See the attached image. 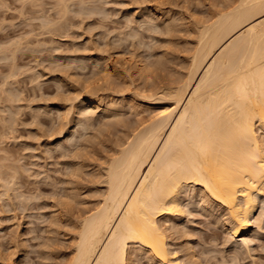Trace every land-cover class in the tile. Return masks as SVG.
I'll use <instances>...</instances> for the list:
<instances>
[{
	"label": "bare ground",
	"instance_id": "bare-ground-1",
	"mask_svg": "<svg viewBox=\"0 0 264 264\" xmlns=\"http://www.w3.org/2000/svg\"><path fill=\"white\" fill-rule=\"evenodd\" d=\"M58 2L57 3L59 7L60 8L62 7L63 11H66L68 9L67 6L69 5L68 3H70V1L58 0ZM81 2L79 3L80 6L83 4ZM228 6H225V7H228ZM225 7L223 8V10L225 9ZM231 7L232 9L229 8L230 10L228 9L227 12L224 10L225 13H223L224 12L223 10H221L223 11L222 13L220 11H217L215 13L216 15L213 14L214 15L213 20L210 17V16L213 17V15H210L209 17H210L211 22H208L207 20L203 19L206 22L203 23V21H200L197 24L198 22L197 21L195 24V28H193L194 30L189 29L188 35L194 41L193 42L189 41V43H186V45L191 44V46L188 45L189 49L190 48L191 49L187 50L190 52L187 53L189 55L184 61V64L182 63V60L180 62L182 63L180 65V68L181 66L183 67L181 69L182 73H178L179 74L178 77H175L177 75V74L175 75V72L174 73L172 72V74H169L171 71H173V69L171 68L174 66V65H170L169 67L171 68H169V70L167 69L168 71L171 70L168 73L169 77L166 75L167 73L165 74L166 76L162 75L164 76L162 78L158 77L159 76L158 73L162 72V70L161 71L159 70L158 73H153V74H157L158 75L157 77L160 78L161 80L164 79L165 81V78H168L167 80L169 83L166 80L168 84L162 85V86L161 85L155 86V88H151L149 92H148L149 85L146 86L147 88L145 87V85L141 88L142 90H140V92L136 95L141 98L140 101L144 99V101L145 100L149 102L153 101V103L151 102L150 104H154L155 102H157L155 104H158L157 107L154 106L156 108V110L154 111L156 112L153 114L151 113L152 114L151 117H149L148 115L149 117L148 119H144V117L141 118L142 115L139 116L140 118H138V113H136L138 111H135V113L133 112V114L137 116L135 117L136 122L133 124H131V122L130 123L128 122L129 123V126H128L127 125L128 123L124 122L125 121L124 119H123L124 121H122V118H124V115L120 114L123 108V105L125 104L126 106L123 109L124 111L125 109L128 111L126 101L124 102L123 101L124 99H123L122 101L125 104L122 103L123 105H120L121 100L119 99L121 97L118 99L120 101V104L118 101H117L118 104H116V103H113L112 101L106 100V97L109 95L108 94L109 92L113 93L114 91L115 93V90H112L113 87L111 88L112 91H110L109 89L107 96H105L106 92L102 91L103 89L108 90V88H105V87H108L107 84L109 83V79L110 78L112 79V76H115V75H112L113 73L112 74L110 73V70L107 67H105L109 64H106V65L105 63L102 64L103 61L106 62L107 60L106 58H109L108 56H106L105 58L106 60L103 59L101 63L102 66H104L102 68V71L99 70L101 67L96 70L94 69V66H93L92 67L93 69H91V66H92L91 64H93L91 62L93 61L92 58H91V61L89 58L88 61L90 62H88L87 60L84 61V59H83L84 62H81L80 57L77 60L75 59L76 57L72 58V62L76 60L79 63L80 62L83 63V64L80 63L82 67H86L85 64L90 63L88 64V66L90 65L89 66L90 69L92 71L93 70L96 71L95 72L96 75L94 76L88 73L89 71H91V70L86 69L88 68V66L85 69L86 71L88 70L87 73L89 75L86 73H83L84 71L79 69L81 68V66L79 65L78 62H74L75 64L73 63V65L76 66L77 68H78V65L80 66L78 70L76 67L70 65V63L68 64V62L70 61L66 63L72 67L71 68L68 66L69 72H70V69H72L70 76L74 74L73 75L74 77L76 74L75 71H79L78 74L79 75L81 74L82 76L86 75L84 76L85 78L87 77L89 79V77L92 76L89 79L90 81L95 76L97 77L99 71L101 72V75H100L102 76L101 79H103V77H105V74H107L108 73L107 71L109 70V73L106 76L108 78L109 75L111 74L110 75L111 77H109L108 79L105 77L106 79L104 78L105 80L103 79L100 81V83L98 82L99 84H97V82L94 84H91V83L86 82L87 81L86 79H83V81L85 80L84 83H87V84L84 85L83 81L82 82L79 81L80 85L81 84L82 85L81 86L76 85L77 83H79L77 82L75 84V80L77 81V79H74L73 81L72 78L70 79V77H68L65 74L68 77L66 81L63 78H62L63 80L58 79V80H61L64 83V85L66 83L67 87L65 86L66 87L65 88V87H61L59 85L60 82L55 79L57 77H54L57 83L58 82L59 83L56 84L55 82L56 87H54L53 86L54 84H53L52 85L53 87H51L52 90L53 88H55L58 91L59 89L64 90L63 88H65L67 89V94L69 93L71 96L70 95L68 97L63 96L64 98L61 99L59 97L60 94L58 95V97H56L58 92L53 90L52 96L56 94L53 98H60L61 102L59 101V99L55 100L53 98H50V100L52 99V101H49V102L55 103L54 106L56 109H53V110H57L59 114H62L63 111L66 112V114H64L65 116L63 114L61 115V119L62 118L65 119L66 115L68 116L72 114L71 115V117L73 116L72 120L68 121V124L72 125L71 127L72 129L74 127L78 129L77 126H79L80 131L82 130L84 132L83 133L81 131L80 134L77 132V134H79V136L77 135L78 137H80L82 134H84V136L88 135L85 132L89 131L90 127L92 126L91 123L93 124L92 121H97L98 119L101 118V117L98 119L96 118L97 120L96 119L94 120L93 117H91V115L92 114L95 115V113L102 114L105 116L106 119L112 120V121L110 120L112 123L110 122L107 123V120L106 121L103 120L105 122H97V123H102L101 124L102 127L100 124L99 126L97 125V123L95 125L93 124V127L96 125L98 127H101V129L104 127L103 128L104 130L103 129L101 130L100 128L96 127L95 130H98L96 132L103 133L105 131V133L103 134L106 135V132L108 133L112 128L114 130H111V132L115 131V134H113V132L112 134L114 135V137L116 136L115 141L111 139V141H114L111 145L109 146L106 145L107 146L106 151L104 148L105 146L102 148L104 150V153H103V150L100 151V153L102 152L104 155H102V159L98 161V163H100L98 167L97 168L95 167L97 169V173H95L96 171L95 169H94L95 171L93 172L96 174V176H93L94 180L92 179L94 183L96 182L95 187H93L94 185L93 183H92L93 185L92 184L89 185V186L92 185L93 189L95 188L96 195H94L95 193L93 192L94 194L92 193L91 200L83 203L86 200V198L87 197L89 198L90 196H87L86 198H82L84 199V201L82 202V200L80 199V196H78V193H77L78 197L76 196L77 197L76 200L79 198L78 203L81 200L80 201L81 204L83 203L85 206L83 204L81 205L80 203L78 204L76 201L78 206L81 205V208L77 206L78 207V209L76 208L77 212L74 213L75 216L73 217V221L70 222V224L69 222L68 223L64 222V225L69 224V227H70L69 229L70 232H67V235L64 234L66 237L69 234L70 241H71L67 264H139L140 262L141 263L143 262V261H140L141 257L143 256H145V258L148 260L147 262L152 261L151 263L155 262L156 264H201L200 263L201 261L200 262L196 261L197 257H194L196 254L194 253L193 255L191 251H188V250H186L187 254H185L184 256L182 255L183 258L178 257L177 250L171 248L172 243L168 242V236H169L168 234L170 233L173 227V226L172 227L170 226L173 224V223L171 224L170 222H172L173 221L172 219L175 217L177 220V215L184 216L185 213L188 214L190 212V208L193 205L197 204V201L195 202L197 198L200 199L199 200L200 202L199 201L198 202L201 203L200 208L199 206L196 205L199 209H202L205 211H208V210L213 211L212 209L215 207V208H218V210L222 212L220 218H218L217 221H214L215 219H213V221L214 223L216 222V224L218 223L220 227L223 229V231L226 233V235L232 239L233 247L235 248L239 247V249H242V250L245 249L246 251H248L249 246L252 244V240L254 241L258 237H260L261 235L260 230L262 228H260L259 226L257 227L255 225L257 224V221H258L255 218V212L259 204L264 202V0H237L235 6L234 7L231 6ZM82 8L84 9L85 6H83ZM82 8H80V11H82L81 10ZM105 10L101 9V7L98 8L97 10L98 14H99V11H101L100 15L98 16L99 18H101L100 20L102 21H104L103 19H106V17L108 18V15H107L108 11H106L107 13L102 12ZM217 13H219V15ZM65 14H64V17L66 16ZM151 15L154 18H151L152 16L149 17V15L147 16L148 18H145L144 17L145 15L142 16L145 18V19L143 18L145 23L152 22L153 26L151 24L150 25L148 24L149 28H151L150 26L154 27L153 30L155 29V31L157 33L159 32V34L165 33V35H170V34L172 35V33H174L175 28H176L175 20H168V19L163 20L161 16L157 15L154 12H152ZM215 16L217 17L215 18ZM62 17H61V20H62ZM142 20L141 22H143ZM48 21L47 20L45 21L47 23V24L45 23L46 25L44 24V21L43 22L41 21L46 26V30H48V32L51 31V29L49 30L48 29L49 27L47 26L52 24V27H54V25H56L55 27H57L60 22V21L59 22L56 21L55 23L54 22L50 23L51 21L50 22ZM43 24L41 28L45 30V27L43 26ZM54 28H52V32H55L56 29H58L56 28L54 31ZM149 28L147 30H150ZM137 31H134L131 34V38L133 39H130L129 38L130 36L124 35L125 40L127 39L128 41V39H130L133 41L135 38V41L136 40L140 41L138 39L139 31L138 32ZM150 32H152V29L150 30ZM156 32L151 34L153 35V38ZM190 34H193V35H190ZM124 38H122V40ZM120 39L119 40L117 39L116 41H114V43H116L117 41L118 42L120 41L119 43H121ZM119 43L114 44V45H121ZM140 43L142 44L143 41L141 40ZM140 43H137V44L139 45ZM188 46L186 47L188 48ZM13 47H15V45H13ZM86 47H88V45ZM148 47L150 46H147L146 50H148ZM140 48H141V45H140ZM144 48L146 47L144 46ZM96 51L98 50L96 49ZM1 52L3 53L0 54V56H2L5 53L3 50H1L0 53ZM88 52L89 54L92 55V52L90 51ZM185 53H186V50H185ZM97 54L99 55L102 54L104 57L105 52L103 54V51L102 53L99 51V53L96 52L95 55ZM13 55L14 54L12 52L11 57ZM143 56H140L141 59ZM2 57L4 58L5 56L3 55ZM103 57H101V59ZM68 59H71V58H68ZM101 59H99L100 62H101ZM141 59L140 61L137 60L139 63L136 61V63L138 64H135L137 65L136 67L134 66L135 68H137L138 72L136 74L139 73L138 75L139 78H142L140 77V75H145V73L147 74L148 72H149V75L148 74L147 75L150 76L152 73L151 70L157 65H158L157 67H159V64L163 66L164 69L167 68L170 62L169 61L170 59L163 61L164 59L163 57L161 58L162 59L161 61L160 58H158V60H160L161 62H158L157 60L156 62L154 61V63L151 62L153 63L152 69H151L150 68L151 63H149L150 61H148V64L150 65L149 67L146 65L144 60H141ZM97 62L98 63L95 62L94 64L99 65L100 62L99 61ZM106 63H108V60ZM156 68L154 69L156 70ZM159 68H162V67H159ZM73 69H75L74 73H73ZM103 70L106 71L105 74H103L104 72ZM147 70L149 71L147 72ZM92 71H91V74L93 73ZM134 72H136V69ZM13 73L15 72H12V75ZM63 74L61 76L59 74L58 75L62 77ZM12 75L10 73L8 76H6V79L7 77L12 76ZM79 75L77 76L78 78H80ZM147 75L145 76L148 79L149 77H147ZM170 75H173L175 78L174 77L170 78L171 77ZM82 76L80 80L84 78ZM152 77H153L152 79L153 81L154 79H156L155 81L158 80V78H156V75ZM4 80H5V77H4ZM161 80H158V81H161ZM9 81H12V80L9 79ZM102 81L103 83H101ZM5 82L3 81L4 85H6ZM100 84L101 85L104 84V86L105 85L106 86L102 88ZM57 85H59L58 88H57ZM61 85L64 86L63 84ZM144 87L147 90V93H144L145 91L143 89ZM5 90L7 91L8 88ZM52 90H50V92ZM6 91H2V92L4 93ZM101 91L105 93V95H102V93H100ZM137 91H134V94ZM54 92H57V93L54 94ZM10 94H14V93L10 92ZM10 94H8L9 95L8 98L10 99V102L11 103L16 102V101H13V99L17 100L16 94L11 95L12 98ZM103 96H105V98ZM114 97H115V94H114ZM109 99H111V97ZM116 99L117 98H115V100ZM134 100H136V98H134ZM8 101L6 102L8 103ZM136 101L138 102V100ZM13 103L11 105H13ZM131 103H133V101L130 102V106H131ZM11 105L9 104L8 107ZM130 106L129 108H131ZM141 106L142 105H139V107ZM11 107L8 108L9 111L12 109ZM136 107L139 108L138 106H135V108ZM48 108L49 107L47 106L45 109L46 113H48L47 112L48 110L50 111V109ZM130 110L131 109H129L128 112L134 111L133 108H132V111ZM41 111L38 108V111L34 112V115H37L38 117L39 116L38 114ZM12 112L14 113L13 110L11 111V114H13ZM35 113H38V114H35ZM11 114L9 112V115H10L9 117L6 114L8 117V120H4V121L10 122L12 120L11 116H13ZM59 114L57 116L53 114L51 118L55 119L56 117V119H58V122H59ZM14 115L16 114L14 113ZM40 115L46 116V115H43V113ZM50 116L51 114L49 115V117ZM120 118L121 120H119ZM35 119H34V123L36 122ZM38 119L39 117L37 118V122H36L38 126L35 125V127H38V128L34 127V130L39 129L40 127L39 129L41 131L40 133H43L42 131L44 130L41 129V125L44 124L43 123L44 121L43 119H40L43 122L42 121L39 122ZM61 119L60 121H63ZM51 121H49V123ZM100 121H102V119H100ZM113 123L115 127L112 125ZM120 123H123V124L126 123L125 124L126 126L124 125V127H122L123 124H120ZM9 124L11 123H8V125ZM66 124L63 125L62 127L65 130H66L65 128ZM118 124H120L121 126ZM75 128L71 131L72 133L75 132ZM115 128L116 129L118 128L119 130L116 131ZM47 130L50 131V129H47ZM91 130L92 128L90 129V131ZM34 132L37 133L36 131ZM50 132L45 133L44 131V133L47 134V138L48 136L50 137ZM62 132L63 131L61 130L60 133ZM72 133H70L68 136L69 140H72V136H71ZM75 133H74V136L76 135ZM97 133L96 135L92 136L93 137L92 140H89L90 135H88L89 139H85L87 138V136L83 139L84 136L82 135V137H80V140L82 142L79 139H78L79 141L78 140L76 141V138L74 140L76 141V143H79V144L81 143V146H82L83 144L85 145L89 143L90 141H95L96 139L95 140L93 139L95 136L98 135ZM102 133L100 134V136L99 135L98 136L103 137L104 135ZM45 134H43V136ZM109 135H111V133H109ZM113 135L111 136L113 137ZM111 136H109L108 138L110 139ZM39 137L43 138L41 135L40 136H38V134L34 135V140L36 138L38 141L41 140ZM37 140L35 141L36 143H37ZM83 140L86 142H83ZM60 142L58 143L59 145L57 146L61 145ZM62 142L66 144V141L63 140ZM69 142L71 143L72 141H69ZM64 143L62 145H64ZM96 143H99V140ZM50 144L51 143H49V145ZM79 144H77L76 146H78ZM36 145H39V144H36ZM66 145H65V153L67 151L68 152L70 151V149L67 150L68 149L67 146L69 144L67 146ZM57 146H55L56 150H59L60 148V151H62L61 149H63L64 146L62 148L61 147L58 148ZM81 146H79L80 148L78 147V149L82 148L83 149L82 152L86 151L85 152L86 154L88 150H85V149L87 148L81 147ZM32 147L33 146H31V148ZM35 147H39V146H35ZM46 151L48 152V149ZM90 151L91 150H89V152ZM85 154H83V156ZM91 155L89 157H91ZM67 156H70V155L67 154ZM98 156H101V155H98ZM27 157L28 156L25 157L22 155L21 157L18 156V158L17 157L16 158L19 162L21 161V158H23L24 160H27V159L29 160V158ZM9 159L10 158L8 157L3 161V163L6 164V167H3L5 166V164L3 163L0 164L1 170H3V171L0 170L1 171L0 174L4 172L2 174L5 176L4 177L0 175L1 177L0 181L2 179L4 180V181L2 180V182L4 183L1 182V185H0L1 187L3 186V189L0 190L2 192L0 200L2 201L5 198V200L7 199V202H8L10 200H14L16 197H17L16 199H18L19 197H21L19 196V194H21L22 199L20 198L19 199L20 201H17L15 199L12 204H14L15 202L16 203L18 202L17 204L19 205V202H21V200L23 201L25 200L22 203H25L27 201L31 202L30 200L31 198H28V197H33L34 196L33 194H32L33 196H31V194H29L28 196L27 195L28 191H27V194H25L26 196L25 195L23 196L24 194L23 192L18 194V192H20L22 188L25 189L24 187L22 188L17 187L18 183L16 181L18 180L20 182L21 180L20 177L22 175L20 177L19 176L16 177V176L17 174H19L21 170L19 169L20 171L16 173L18 170V169L15 170L16 163L14 161L15 166L13 167L15 169L12 168V166L8 164H11L9 162H13V161L12 159L10 160ZM6 160H9V161H6ZM78 160L76 159L75 161H78ZM21 162L23 163L19 162L20 167L22 164L27 163L26 161H21ZM91 163H94V161H92ZM55 164H58V163H55ZM2 167L5 168L6 170L3 169ZM22 167L25 168V169L23 168L22 169L24 173H26L27 166L23 165ZM80 168L82 169V166L79 168L77 166L74 168V170L73 168H71L72 169L70 170L71 174L74 171L73 174L77 178L79 171L80 172L83 171V170H80ZM7 169H9V172H7L8 171ZM10 169H11V172H10ZM23 171H22V174H23ZM40 171L41 170H39V172ZM43 171H45V169H43ZM43 171H41V173L45 175ZM2 177H4L5 179ZM46 177L48 178V179L46 178L47 180H50L49 179L50 177H48L47 175ZM42 179L41 181H43ZM46 179H44V181ZM90 180L91 179H89V181ZM13 181L15 182V184L17 183L16 186ZM70 182H72V180ZM44 183H46V181ZM68 187L70 186L68 185ZM13 188L14 189L20 188V189L18 191L17 189L14 190ZM71 188L69 189L66 187V189H69V190H71ZM90 188L91 187H89L88 189L86 187L85 189H88L90 191ZM26 190L28 189H25V192ZM69 190H67L68 193L66 191L65 193H63L64 191L62 188L61 191H62V197L64 196V201L59 200L58 202L60 203V205L65 204L66 209L69 206L68 204H70V207L68 208L70 210V208H72L73 206L71 205L72 202L75 201V196H74V192H72L74 190L70 192ZM196 190L199 195L195 199L196 194H197ZM16 191L17 193L14 194ZM32 191L33 190L31 191L29 190V193L30 192L33 193ZM10 192L12 193V195H15V196L12 197V195L9 194ZM59 193L60 192H58V194ZM17 194L18 196H16ZM10 196L12 197V199ZM9 197H10V200H9ZM34 198L36 197H33L32 201H34ZM2 202L6 204V201L3 200ZM28 202L25 205L29 204ZM32 203L33 202H31V204ZM8 204L9 203H7L6 206H8ZM10 205L11 204H9V206ZM21 205L23 206L24 204H20V207ZM60 205H59V208H60ZM65 205L61 206L62 207L61 210L63 209ZM10 207L12 208V206ZM15 207L19 208L17 206ZM20 209L23 212L24 209L22 207ZM72 209H74V206ZM69 210H67V213ZM190 213H192V211ZM71 216L72 214L70 215V217ZM67 217L68 219H70L69 216ZM214 217L210 218L209 216L210 219ZM50 221L54 222L56 221V219L55 220L52 219ZM64 221H67V219H64ZM56 222L52 224L56 225ZM61 222L60 224L63 226V222L62 223ZM57 223L59 224V221ZM55 225L54 227H57V225L56 226ZM59 225H58V228H59ZM66 226H63V227H66ZM186 228L184 227V229ZM50 229L53 230L52 228ZM67 229L64 228L63 233H65ZM180 229L182 230L183 234L186 232V230H189L188 228L184 230L183 227H181V224H180ZM181 230L180 232L176 231V233H181ZM173 233L176 235L174 230H173ZM186 234L187 233H185V235ZM171 237L172 236H170V238ZM177 238L179 237L177 236ZM66 239L67 238H65V240ZM54 240L59 241L60 239L54 238ZM54 240L52 242H54ZM55 242L56 244L57 243L59 244V242L61 241L59 242L55 241ZM63 242H66V241H63ZM69 243L70 242L65 243V244L68 245ZM61 244L62 246H59V248L64 247V250H67L66 247L63 245V243ZM183 248H185V246ZM188 248L189 247H187V249ZM181 250H184V249H181ZM56 251L57 253H59L61 250L58 249ZM57 253L56 255H53L55 254V251L52 253L50 252V255L52 254L55 257L56 256L59 257ZM51 256L49 258L50 262L54 260L53 262L55 263L56 262L55 257L54 259L52 258L51 260ZM58 257L57 259H59ZM22 258L24 260L25 257H22ZM62 258L63 257H61V260L59 259L55 264L60 263L59 261H61L60 264H62L64 261L67 260L66 258H65L66 260L64 259L62 260ZM205 258L206 257H204V259ZM206 259H205V263H207ZM44 261L45 260H43V262ZM144 261L146 260L144 259ZM210 261L208 262L209 264H210ZM53 262L49 264H52Z\"/></svg>",
	"mask_w": 264,
	"mask_h": 264
},
{
	"label": "rangeland",
	"instance_id": "rangeland-1",
	"mask_svg": "<svg viewBox=\"0 0 264 264\" xmlns=\"http://www.w3.org/2000/svg\"><path fill=\"white\" fill-rule=\"evenodd\" d=\"M64 1H70V3L67 2L69 4L68 6L65 5L68 7V9L66 7L67 12L63 11L62 7L61 8L59 7L58 0L57 1L56 0H0V51L3 50L5 52L3 54L5 56L4 58L2 57L3 55L0 56V58L2 57L0 59V114H2V115H0V139H1L0 140V164H2L3 161L8 157L10 159H12L13 162H9L12 165L11 164H8V165H10V166H12V168H14L13 166H15L14 164L16 163V166H15L16 169L14 168L15 170L18 169L16 173H18V171L21 170L19 172V174H17L16 177H18V176L20 177L22 175L20 177L21 180L19 179L20 182L17 180V178H16L17 181L14 180L18 183L17 187H20V188L24 187L25 189H28L25 192V189L22 188L23 191L21 189L20 192H18V194L23 192L24 193L23 196H24L25 194H27V191H28V194H27L28 196H29V194H31V196L34 195L33 197H36V198H34V201H32L33 197L27 196L28 198H31L30 200H31V202H33L32 203L33 205L31 204L30 201L29 202L27 201L29 203L27 205H25L27 202L22 203L25 200L24 201L21 200V202H19V205L17 204L18 202L17 203L15 202L14 204H12L17 197L15 199L13 198L14 200H10L11 196L9 197L10 201H8V202H7V199L5 200V198L3 197L4 198L3 200L6 201V204H4L2 202L3 200L2 201L0 200L1 201L0 202V206H1L0 207V264H22V263L23 264H41V263L42 264H49V263L54 261V260H52V258L54 259V257H55L53 255H56V253H57L56 250H58V249L61 251L60 252L58 251L59 253H57V255H59V257L58 256L55 257L56 262L59 259L61 260V257H63L62 260L67 259L63 263L67 264L71 241H70L69 234H68L69 237L68 236L66 237L65 235H67V232H70L69 224H70V222L73 221V217L75 216L74 213L77 212L76 208L77 209H78V207L81 208V205L83 203L91 200L92 193L93 192L95 193V191H96L95 188L93 189V187H95L96 182L94 183L92 181V179L94 180L93 176H96V174H95V173H97L96 168L100 164V163H98V161H100L102 159V155H104L103 154L104 150L102 148L105 146L104 148L106 151V147H107L106 145L109 146L116 140V136L114 137V135H113V134H115V131H112L113 134L111 132V130H114L112 128L108 133L106 132V135L103 134V133H105V131L103 133L101 132L104 136L99 137L101 133H97L96 131H98V130H95V129H96V127L99 126V124L101 125L102 123H97V122H105L107 120V123L108 122L112 123L111 122L112 120L106 119L105 116L102 114L95 113V115H97V116L92 114L91 117H93L94 120L96 118L98 119L101 117L100 119H102V121H100V119H98L99 121L97 119H96L97 121H92L94 125L97 123L98 126L96 125L93 127V124L91 123L92 126L90 127V129L92 128V130L90 131V129H89V131H88L89 133L87 131L85 132L86 134L90 135V139L88 138L89 137L88 135H85V136H84V134H82V135L84 136L83 139L87 136V138H85V139L92 140V138H93L92 136L96 135V133H97L99 136L98 135L95 136L93 140H95V139L97 141L99 140L100 144L96 143L97 142L96 140L90 141L89 143H87L85 145L82 143L84 146L83 145L81 146V143L80 144L76 143V141L78 139L80 140V137H82V135L80 137H78L82 130L80 131L79 126H77L78 129L74 127L76 133L73 131L76 135L74 136V133L71 132L74 128L73 129L71 128L72 125L68 124V121L72 120V117H73V116L71 117L72 114H70L68 116L66 115L65 119H63V118L61 119V115L66 114V112L63 111L65 113L62 112V114H59L57 110H53V109H56L54 106L55 103L49 102V101H52V99L50 100V98H53L56 95L55 93H57V92L58 93H57L56 97H58V95L60 94L59 97L61 99L64 97H68L70 95L69 93L67 94V89H65L67 87L66 83L64 85V83L61 80L64 79L66 81L68 79V77H70V79L72 78L73 81H74V79H77V81L75 80V84L79 81L82 82L83 79H86L87 80L86 82L91 83V84H94L96 82H97V84H99L101 80H103L105 77L107 78L106 75L109 73V70H110V73L111 74L113 73L112 75H115V76H112V79L110 78L111 81L109 79L108 84L111 83L110 85H108L106 83L108 87H105L106 85L104 86V84L103 85L100 84L102 86V88H104V87L108 88V90L107 89L102 90V91L106 92V95L102 91L100 93H102V95H105V96H107L109 94L108 96H110L111 99H109L110 97L107 96L106 100L112 101L113 103H116V104H118V102L120 104L119 100H121L120 105H123L122 103H124L126 101L128 111H129V109H131L130 111H132V108H133L134 111H132V112H128L126 109L124 111L123 108H125V106H126V104L124 103L125 105H123V108H122L121 113H120V114L124 115V118H122L123 116L121 115L122 121L125 120L124 122H126V123L131 122V124L135 123L136 122L135 117H137L135 114H133V112L135 113V111H138V112H136V113H138V118H140L139 116L142 115L141 118L144 117V119H148L149 117H151V115L153 113L156 112L154 110H156L155 107H157L158 104H155L157 102H155L154 104H150L151 102L153 103V101H151V102L146 101V100L144 101V99H142L143 102L140 101L141 98L136 96V95L140 92V90H142L141 88L144 85H145V87L149 85V87H148V92H149V90L151 88H155V86H160V85L162 86V85L168 84L169 83L167 80L168 78H165V81H164V79L161 80L160 78H162L166 75L169 77V74H172V72L173 73L175 72V75L177 74L175 77H178L179 76L178 73H182L181 69L183 66H181V68H180V65L182 63L184 64V61L186 60V58L189 55L187 53L190 52L187 50L189 49V46H191V44H188L189 45L188 46V45H186V43H189V41L190 42L194 41L188 35L189 29L194 30L193 28H195V24L197 21H198L197 24L200 21H203V23H204V22H206L205 20H207L208 22H211L210 17L213 20L214 19L213 14H215L217 11H220L222 13L225 10L227 12L228 9L229 8L232 9L231 6L234 7L236 2H237V0H72V1L71 0H64ZM74 1L76 2V4ZM80 2L84 4V5L83 4L82 5L85 6L86 9L85 8L84 9L86 11L82 8L83 7L82 5H81L82 7L80 6V4H79ZM102 2H103V4H102ZM104 6H105V8H104ZM225 6H228V7H225ZM100 7L103 10L106 9L105 11H102V12L105 13L106 11H108V14H107L108 18L106 17V19H103L104 21L100 20L101 18H99V16H98V15H100L101 11H99V14L97 13L98 8H100ZM224 7H225V9L223 10ZM80 8H82L81 9L82 11H80ZM221 10H223V11H221ZM225 11L223 13H225ZM65 12H66V14H65ZM152 12L161 16V18L163 20H165V19L166 20L167 19L168 20H175L176 28H175L174 33H172V35L171 34L165 35V33L159 34V32L157 33L155 31V29L153 30L154 27H152L153 25H152L151 20H150L151 23H149V22L145 23L144 19L148 18L147 17L148 15H149V17L152 16L151 15ZM60 13L63 15V17ZM145 13H147V14H145ZM219 13H217V14L219 15ZM34 14H36V15H34ZM59 14L61 15L63 21L61 20V17ZM64 14L66 15L65 17H64ZM101 14H103V13H101ZM142 14H144L145 16ZM210 15H213V17ZM142 16H144L145 18ZM216 17L217 16H215V18ZM42 18H44V19H42ZM151 18H154V17L152 16ZM45 19L47 21L49 20L48 22L51 21L50 23H53V22L55 23L56 21H58V22L60 21V22H59V25L57 27H55L56 25H54L55 28L52 27V24L47 26V27H49L48 28L49 30L51 29V31L48 32V30H46V26H45L47 24L45 22L46 21ZM58 19H60V20H58ZM203 19H205V20H203ZM29 20H30V22H29ZM141 20L143 22H141ZM41 21L42 22L44 21V24L45 23L46 24L44 25ZM64 21H65V23H64ZM58 22H57V24H58ZM42 24L45 27V30L41 28ZM148 24L152 25V26H150L151 28H149ZM64 27H66V28H64ZM52 28H54V31L56 28H58V29H56L55 32H52ZM131 28H133V29H131ZM148 28L150 30L152 29V32H150V30H147ZM40 29H41V31H40ZM136 29L139 31L138 39L140 40V41L136 40L137 43H140L141 40L143 41V43L142 44L140 43L139 45L136 43L135 38L133 41L130 40V39H133V38H131V34L134 31H137ZM154 31L156 32V34H154V38H153V35H151V34L155 33ZM44 32H46V33H44ZM124 35L130 36L129 37L130 39H128V41H127V39L125 40ZM190 35H193V34H190ZM122 38H124V39L122 40ZM117 39L118 40L120 39L121 43H119L120 41L119 42L117 41L116 43H114V41H116ZM122 41H123V43H122ZM124 41H126V42H124ZM113 43L114 44L119 43L121 45H114ZM13 45H15V47H13ZM19 45H21V46H19ZM87 45L91 49L86 47ZM104 45H106V46H104ZM140 45H141V48H140ZM116 46H118V47H116ZM144 46L146 48H144ZM147 46H150V47H148V50H146ZM186 46H188V48ZM185 48H187V49H185ZM96 49L98 51H96ZM99 49H101L103 51V54L105 52L104 57L102 54L95 55L96 52L99 53V51L102 53V51ZM105 49H106V51H105ZM142 49H143V51H142ZM144 49H145V51H144ZM15 50H16V52H15ZM185 50H186V53H185ZM88 51L92 52V55L89 54ZM12 52L14 55L11 57ZM143 52H144V54H143ZM2 53L3 52H1L0 54H2ZM106 56H108L109 58H106ZM136 56L139 57L140 59H141L140 56H143L141 60H144L146 65L149 67L151 65V67H150L151 69H152V65H153L154 61L156 62V60H157L158 62H161L162 61L161 58H163V57H164L163 61L170 59L169 60L170 62H169V65L167 66V68H165V69L159 63H158L159 67H162V68L157 67L158 66L157 65L154 68L157 67L159 69H157V68H156V70L154 68L152 70L149 69L152 71V73L150 72L151 73L150 76H148L149 70H147L148 75L146 73H145V75H147V77H149L148 79L146 78L145 75H140V77H142V78H139V76H138L139 73L136 74L138 71H137V68H135L137 66L135 64H138L139 63L138 61H140V59L137 58ZM79 57L81 58V60H80L81 62H84L86 60L88 61L89 58L91 61V58H92L93 61L96 60L95 61L96 63H98L97 61L100 62L99 59H101V57H103L101 59V62L99 63V65H101V66H99L98 64L95 65L94 64L95 62L91 61L93 63V64H91L92 65L91 69H93L92 68L93 66H94V69H96V70L101 67L99 70L102 71V68L104 67V66H102V64L105 63V65L109 64V65L105 66L109 69L107 71L108 73L105 74L106 71L103 70L104 71L103 74H105V77H103V79H101V77H102V76H100L101 72L98 70L100 72V74L98 72L97 77L95 76L90 81L89 79L92 76L96 75L95 74L96 71L95 70L92 71L89 67L90 65L88 66V64H90V63H87V62H86L87 64H85V66L86 67L88 66V68L82 67L80 65L81 62L79 63L78 61H76L77 59H79ZM68 58H71V59H68ZM72 58H75L76 60L72 62ZM105 58L108 60V63H106L107 60ZM158 58H160L161 61L158 60ZM83 59H84V61H83ZM103 59L106 60V62L103 61ZM181 60H182V63H180ZM68 61H70V62H68ZM90 61H88V62H90ZM102 61H103V63H102ZM136 61L138 63H136ZM148 61H150L149 63H151V62H153V63H151L149 65ZM67 62H68V64L70 63V65H72V66H74L73 65L74 62H78L79 65L81 66V68H79L80 66L78 64H76V65H78L79 69L84 71V72L83 71H81V72L86 73V74L90 73V75H92V76H90L88 79L87 77L86 78L84 77L86 75H83V76L81 74L79 75L78 74L79 71H75V69L77 68L76 66H74L76 68L73 69V73L75 71V73L77 75L75 74L74 77H73L74 74L70 76L72 69H70V72L68 71V69H69L68 66L69 67H71V66L66 64ZM81 64H83V63H81ZM155 65H156V63H155ZM170 65H174V66L171 68V67H169ZM12 66H14V67H12ZM95 66H96V68H95ZM78 68H77V70H78ZM85 68L88 70H91L93 73L91 74V71H89L87 73L88 70L86 71ZM169 68L173 69V71H171V70H170L171 72L168 71ZM135 69H136V72H134ZM159 70L160 71L162 70V72H160L161 74L158 73ZM11 71L15 72V73H13V75H12ZM10 73L13 77L9 76L6 79V76H8ZM57 73L60 76L63 73L64 74L62 77H60ZM153 73H158L159 76L157 74H153ZM78 75L80 76V78L77 77ZM110 75H109V77H111ZM155 75H156V78L160 77V78H158V80H161V81H158V80L155 81L156 79H154V81H153L152 76H155ZM162 75H164V76H162ZM81 76L84 77V78H82V80H80ZM170 76H171L170 78L174 77L173 75H170ZM4 77H5V80H4ZM11 77H12V79H11ZM54 77H57L55 79L60 82V83L59 82L58 83L61 87H65V86L66 87L63 88L64 90L59 89L60 91L59 90L57 91V89L53 88V90L57 91V92H54L55 95L52 96L53 90L51 87H53V86L56 87V84H58L57 81L54 79ZM9 79L12 81H9ZM58 79H61V80H58ZM166 80L168 83L166 82ZM3 81L4 82L6 81L5 82L6 85H4ZM55 82H56V84H55ZM80 82L77 83L76 85H80ZM84 82H85V80L83 81V83ZM101 83H103V81ZM61 84H63L64 86H62ZM85 84H87V83H84V85ZM59 85H57V88ZM61 87H59V88H61ZM112 87H113L112 90H115V93L113 91V93L115 94V97H114V94L112 92L108 93L109 89H110V91H112L111 90ZM145 87L143 88L145 90L144 93H147V90L145 89ZM7 88H8V90L6 91L5 89H7ZM121 88H122V90H121ZM50 90H52V91L50 92ZM61 90L64 92H62ZM2 91H6V92L3 93ZM134 91H137V92H135V94H134ZM10 92L14 93V94H10ZM8 94H10V96L16 94V96H17L16 97L17 100L13 99V101H16L14 103L12 102L13 105H11L12 103L10 102V99L8 98V96H9ZM110 94L113 96H111ZM105 96H103V97L105 98ZM11 98H12V96H11ZM60 98H53V99H55V100L59 99V101L61 102ZM115 98H117V99L115 100ZM134 98H136V100H138V102L136 100H134ZM131 100L133 101V103H131V106H130V102H132ZM6 101H8V103L10 102L9 104L12 107L11 106L8 107L9 104ZM53 102H54V100H53ZM137 104L142 105V106L139 107V105H137ZM47 106L49 107L48 109H50V111L47 109L48 113H46V111H45ZM129 106L131 108H129ZM132 106H134V107H132ZM135 106H138L139 108H137V107L135 108ZM10 107L12 109L9 111L8 108H10ZM38 108L40 111L41 110L42 111L40 113L38 112L39 114L38 113H35V114L39 115L38 116L39 122L42 121L40 119H43V121H44V122L42 121L44 123L42 125L38 122L41 125V129L44 130L45 133H47V132L49 133L50 131H52V132H50V137L48 136V138H47V134H45L44 131H42L43 133H40L41 132L39 130L40 127H39V129L34 130L35 125L38 126V124H36L38 117H37V115H34V112H37ZM12 110L14 111V113L16 115H14L13 112H12L13 114H11ZM9 112L11 115H13V116H11L13 121L11 120L10 122L9 121L6 122L4 120H8V117L10 116ZM42 113H43V115H46V116L40 115ZM57 113L59 114V122L55 116H54L55 119L51 118L53 116V114L56 115ZM130 113H132V114H130ZM6 114L8 115V117ZM47 114H49V115L51 114V116L49 117V115H47ZM98 115H99V117H98ZM148 115H149V117H148ZM40 116H41V118H40ZM121 118L119 120H121ZM34 119L36 120L35 123H34ZM60 119L63 121H60ZM9 120H10V118H9ZM103 120H105V121H103ZM49 121H51V122L49 123ZM66 122L68 125L66 124ZM8 123H11V124L8 125ZM45 123H47V124H45ZM114 123L112 124L113 126H114ZM126 123H124V124L120 123V124H123L122 127H124V125ZM129 123L127 124L128 126H129ZM65 124H66V126H65L66 130L64 128H62L63 125H65ZM120 124H118V125H120ZM115 125H117V124H115ZM103 126H105V125H103ZM101 127H102V125H101ZM101 127H98V128L101 129ZM35 128H38V127H35ZM118 128L117 129L115 128V130L116 131L119 130ZM47 129H50V131H48ZM32 130H33V132H32ZM61 130L63 131L62 133H60ZM34 131H36L37 133H35ZM77 132L79 134H77ZM39 133L43 138L39 137L41 140L38 141L37 140L38 137L36 136L37 138L34 140V135L38 134V136H40ZM70 133H72V135H71L72 140L68 139V136ZM91 133H92V135H91ZM109 133H111V135H113V137L111 135H109ZM43 134H45L46 136L45 135L43 136ZM108 135L111 136L110 139L108 138L109 137ZM56 136H58V137H56ZM51 137H53V138H51ZM75 138H76V141L74 140ZM111 139L114 141H111ZM36 140H37V143L35 142ZM61 140L66 141V144L67 145L69 144V145L67 146ZM27 141H29V142H27ZM69 141H72V142L70 143ZM38 142H40V143H38ZM59 142L61 145L57 146V145H59L58 144ZM83 142H86V141L83 140ZM49 143H51V144L49 145ZM63 143H64V145H62ZM90 143H92L94 145H92ZM36 144H39V145H36ZM77 144H79V145L76 146ZM65 145L68 147V149L66 147L67 150L70 149L69 152L68 151L66 152L70 156H67V154L65 153ZM86 145H88V146H86ZM31 146H33L34 149H33V147L31 148ZM35 146H39V147H35ZM55 146H57L58 148L59 147L62 148L64 146L63 147L64 150L61 149L62 151H60V148H59V150H56ZM79 146L87 148V149L84 148L85 150H88L87 153L85 154L86 151L85 152L83 151L84 152L83 153L82 148L78 149ZM89 146H91V147H89ZM35 148H36V150H35ZM47 149H48V152H50V153H48L46 151ZM50 149H52V150H50ZM53 150H54V152H53ZM89 150H91V151L89 152ZM101 150H103V153L102 152L100 153ZM79 151H81V152H79ZM63 152H64V154H63ZM76 152L77 153L79 152V153L77 154ZM82 153L85 155L83 156ZM80 154H81V156H80ZM20 155L21 156L23 155L25 157L28 156L27 158H29V160L27 159L28 162H27V160L23 159L24 157L21 158V161L27 162L26 164H22L21 167L19 166V164L23 163V162L19 161L20 162L19 163L17 160L18 156L21 157ZM33 155H35V156H33ZM78 155H79V157H78ZM90 155H91L93 160L91 159V157H89ZM98 155H101V156H98ZM65 156H67V157H65ZM14 158H16V159H14ZM96 158H98V159H96ZM76 159L77 160L79 159L80 162H79V160L75 161ZM9 160H6V161H9ZM19 160H20V158H19ZM14 161H15V163H14ZM92 161H94V163H91ZM64 162H65V164H64ZM55 163H58V164H55ZM3 164H5V163H3ZM23 165L28 167V168L26 167V173H24V171H23V169H25L24 167H22ZM77 166H78V168L82 166V169L80 168V170H83V171L82 172L79 171V174L80 173L81 174L80 175L78 174L77 175L78 177L76 178L75 175L73 174L74 171L71 174L70 170H72L71 168H73V170H74V168ZM3 167H6V164ZM3 169H5V168H3ZM43 169H45V171H43ZM0 170H1V165H0ZM7 170H8L7 172H9V169H7ZM39 170L43 171V173L45 175H43L41 173V171L39 172ZM1 171H3V170H1ZM22 171H23L24 175L22 174ZM94 171H95V173H93ZM10 172H11V169H10ZM2 173H4V172H2ZM2 173L0 175L4 176ZM91 174H92V176H91ZM46 175L48 177H50L49 178L50 180H47L48 178L46 177ZM73 175H74V177H73ZM4 177H2V178H4ZM42 178H44V179L47 178L45 180L46 183H44L45 181ZM0 179H1V177H0ZM41 179L43 181H41ZM52 179H54V180H52ZM89 179H91V180L89 181ZM2 180L0 181V185H1ZM71 180H72V182H70ZM2 183H4V182H2ZM14 184H15V182H14ZM16 184H15V186H16ZM90 184H92L93 187H92V185L89 186ZM68 185L70 187H68ZM66 187L69 189L71 187L72 188H71V190H69V189H66ZM86 187L88 189H89V187H91L90 191L88 189H85ZM20 188H18V189L15 188V189H17L19 191ZM62 188L64 191L63 193H65V191L67 192V190H69V192L74 190L72 192H74L75 201L72 202L71 205L74 206L75 210L72 209L73 206H72V208H70V210L68 209L70 207V204H68L69 206L67 205L68 206L67 209L65 208L66 205L63 204L65 206L61 210V208H62L61 206H63V205H60V203L58 201L59 200L64 201V196L62 197V191H61ZM2 189H3V186L1 187L0 190H2ZM29 190L30 191L33 190L32 191L33 193H31V192L29 193ZM58 192H60L61 194L60 193L58 194ZM1 193L2 192L0 191V197H1ZM16 193H17V191L14 194H16ZM52 193H53V195H52ZM54 193H55V195H54ZM77 193H78V196H80V199L82 200V202L84 201V199H82V198H86L87 196H90V197L89 198L87 197L86 200L82 204H81V202H80L81 200H80L79 203L81 205L78 206L77 203H78L79 198L76 200V198L78 197ZM88 193H90V194H88ZM196 193L197 194H196L195 199L199 195L197 190H196ZM9 194L12 195L11 192ZM18 194L16 196H18ZM57 195L59 198L57 197ZM94 195H96V193ZM14 196L15 195H12V197H14ZM19 196H21V197L16 199L17 201H20L19 200L20 198L22 199V195L19 194ZM12 197H11V199H12ZM199 200L200 199L197 198L195 200V202L197 201V204L196 203L195 204L197 206H199V208H200L201 203H199L200 202ZM76 201H77V203H76ZM7 203L11 204L10 206H12L13 209L9 206V204H8V206H6ZM61 203H63V202H61ZM20 204H24L23 206H25V207H23L22 205H21V207L24 210H26V209H28V210H26V211L23 210V212H22V210L20 209L21 208ZM59 205H60V208H59ZM196 205H193L190 208V212L192 211V213H190V212L188 213L190 216L187 213H185L184 216L183 215H180V216L177 215V220L175 217L172 219L173 221L170 222L171 224L173 223L172 225H170L171 227L172 226L173 227H172L170 233L168 234L169 235L168 236V242L172 243L171 248L177 250V256L178 257L183 258V256L185 254H187L186 250H188V251H191V253L193 255H194V253L196 254L194 257H197L196 258L197 260L196 259L195 260L199 261V262L201 261L200 262L201 264H209L208 262L210 260H211L210 264H264V202L259 204V206L255 212V218L258 220L257 224H255V225L257 227L259 226L260 228H262L260 230L261 233L259 232L261 235L258 238L255 237L257 239H255L254 241L252 240V244L249 246V250L247 249L248 251H246L245 249H243V250L239 249V247L238 248L236 247L237 249L235 247H233L232 239L226 235V233L223 231V229L220 227V225L218 223L217 224H216V222L214 223V221H217V219L220 218V216L222 214V212L220 210H218V208L214 207L212 209L213 211L208 210L209 211L208 212V211L199 209ZM15 206H17L19 208H16ZM26 206L27 207L29 206V207L27 208ZM67 210H69L68 213H67ZM73 210H74V212H73ZM52 213H54V214H52ZM211 213H212V215H211ZM71 214H72V216L70 217ZM52 216H53V218H52ZM67 216H69L70 219H68ZM209 216H210V218L214 217V216L215 217L210 219ZM54 218L56 219V221L57 220L59 221V224L62 221L63 226L67 225L68 227L67 226L63 227L61 224L59 225L57 223L58 221L57 222L54 221V222H56V225H57V227H54L55 224L54 225L52 224L54 222L50 221L52 219L55 220ZM57 218H59V219H57ZM60 218H62V219H60ZM63 218L67 219V221H64ZM213 219H215V220L213 221ZM68 220H70V221H68ZM64 222H66V223L69 222V224L65 223L66 225H64ZM180 224H181V227H183V229H184V227L186 228L188 226L187 228L189 230H186L187 228L184 229V230H186V232H185V233H187L186 235H185V233L183 234V232L181 230L182 228L180 229ZM58 225H59L60 229L58 228ZM49 227L52 228L53 230H51ZM257 227H256V229H257ZM64 228H66V229L68 228L65 231V233H63ZM173 228H175V229H173ZM173 230L175 233H176V231L180 232V230H181V233H176V235L180 239L177 238V236L173 233ZM60 233H62V234H60ZM57 235H58V237H57ZM181 235H182V237H181ZM170 236H172V237L170 238ZM64 237L67 239L65 240ZM54 238L60 239L59 241H61V242H59L58 240H54ZM52 239L54 240V242H52L53 241ZM55 241L59 242V244L63 243V245L66 247L67 250H64V247H62L63 249L61 247L59 248V246H62V244L61 245H59L58 243L56 244ZM63 241H66V242H63ZM68 242H70L68 245L65 244ZM53 244H55L56 247ZM184 246H185V248H183ZM49 247H51V248H49ZM187 247H189V248L187 249ZM233 248H235V249H233ZM181 249H184V250H181ZM54 251H55V254H53V255L51 254L52 255L51 256L50 252L52 253ZM63 252H64V254H63ZM65 252H66V254H65ZM48 254L51 256V260H52L51 262L49 259L50 256ZM203 256L207 258V259L205 258L207 260V263H205V259ZM22 257H25L24 260ZM41 257H43L44 259ZM57 257L59 259H57ZM143 257H141V260H140L143 262L142 263L140 262L139 264H156L155 262L151 263L152 261L151 262L149 261L150 263L147 262L148 260L145 258V256H143ZM144 259L146 261H144ZM43 260H45L44 261L45 263L43 262ZM59 262L61 263V261H59ZM60 263H58V264H60Z\"/></svg>",
	"mask_w": 264,
	"mask_h": 264
}]
</instances>
